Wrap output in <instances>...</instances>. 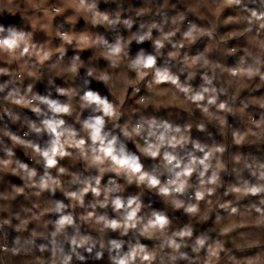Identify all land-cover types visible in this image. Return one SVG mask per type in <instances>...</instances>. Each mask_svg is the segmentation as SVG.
Instances as JSON below:
<instances>
[{"label":"clouds","instance_id":"obj_1","mask_svg":"<svg viewBox=\"0 0 264 264\" xmlns=\"http://www.w3.org/2000/svg\"><path fill=\"white\" fill-rule=\"evenodd\" d=\"M0 264H264V0H0Z\"/></svg>","mask_w":264,"mask_h":264},{"label":"rangeland","instance_id":"obj_2","mask_svg":"<svg viewBox=\"0 0 264 264\" xmlns=\"http://www.w3.org/2000/svg\"><path fill=\"white\" fill-rule=\"evenodd\" d=\"M71 54H72V53H69V55H71ZM88 55H89V54H86V53L83 54L84 58H87ZM42 86H43V85H42ZM130 91H131V89H129V92H130ZM129 103L132 104V103H134V102H133V101H130ZM15 182L18 183L19 181H15Z\"/></svg>","mask_w":264,"mask_h":264},{"label":"crops","instance_id":"obj_3","mask_svg":"<svg viewBox=\"0 0 264 264\" xmlns=\"http://www.w3.org/2000/svg\"><path fill=\"white\" fill-rule=\"evenodd\" d=\"M5 22H7V21H5ZM134 49H135V45H134ZM69 53H71V52H69ZM85 53L90 55V53H88V52H85ZM40 89H41V91L43 90V86L42 85H40Z\"/></svg>","mask_w":264,"mask_h":264}]
</instances>
